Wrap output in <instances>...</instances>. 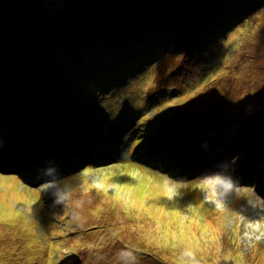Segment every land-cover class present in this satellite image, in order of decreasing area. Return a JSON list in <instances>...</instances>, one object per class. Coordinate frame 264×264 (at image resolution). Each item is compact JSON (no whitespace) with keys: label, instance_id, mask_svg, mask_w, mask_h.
Segmentation results:
<instances>
[{"label":"rangeland","instance_id":"1","mask_svg":"<svg viewBox=\"0 0 264 264\" xmlns=\"http://www.w3.org/2000/svg\"><path fill=\"white\" fill-rule=\"evenodd\" d=\"M146 1L0 0V159L19 161L29 179H37L45 160H54L74 190L73 199L84 202L78 220L73 207L53 206L41 185L22 186L18 177L0 174V264H101L109 259L118 264L117 253L125 245L136 246L131 249L149 261L137 259V264H187L181 255L185 249L194 252L199 264H264V213L256 200L263 199L237 186L227 202H212L202 189L196 192L202 178H195L202 171L177 183L132 160L130 150L135 154L138 147L133 148L128 132L140 115L147 118L153 141L180 149L186 145L189 155L194 149L215 158L234 145L231 150L242 152L235 166L246 161L244 148L252 139L260 144L249 152L261 157L264 0H156L144 8ZM11 65L20 68L11 71ZM48 72L53 85L41 86ZM110 78L122 89L115 92ZM84 80L89 81L84 88L72 84ZM144 85L151 91L161 87L165 94L140 113L136 107ZM73 93L85 95L83 102L92 99L74 115L84 127L107 103L118 106L113 135L98 140L99 150L93 137L87 141L79 134L70 115L64 118L76 99L69 101ZM232 101L242 124L228 121L231 115L214 114L208 134L188 131L176 139L175 115L199 116L204 109L211 114V108ZM21 131L36 134L23 139L16 135ZM227 135L221 150L196 145ZM109 138L116 145L104 147ZM96 151L104 162L95 159L94 166L85 164L78 171ZM169 185L175 186L172 198L165 195ZM41 196L40 208L48 217L39 215L35 204ZM251 204L254 212L244 210Z\"/></svg>","mask_w":264,"mask_h":264},{"label":"clouds","instance_id":"2","mask_svg":"<svg viewBox=\"0 0 264 264\" xmlns=\"http://www.w3.org/2000/svg\"><path fill=\"white\" fill-rule=\"evenodd\" d=\"M206 146L205 144L204 147ZM218 168V171L203 174L199 187L212 202H215L217 199L227 202L229 197L236 195L238 178L231 174L228 163H222ZM36 178L38 180L42 179L41 187L44 191L51 194L53 206H71L77 210L74 212V218L81 219L78 210L83 208L84 202L83 200L73 199L74 190L71 185L64 182L60 168L54 160H45L43 167L39 168ZM175 194V186H167L165 195L172 198ZM181 255L187 264H199L194 252L190 249H185ZM117 260L118 264H137L135 251L128 247L119 250Z\"/></svg>","mask_w":264,"mask_h":264},{"label":"bare ground","instance_id":"3","mask_svg":"<svg viewBox=\"0 0 264 264\" xmlns=\"http://www.w3.org/2000/svg\"><path fill=\"white\" fill-rule=\"evenodd\" d=\"M11 15V14H10ZM145 16H147V14H145ZM99 21V20H98ZM140 21V20H139ZM45 40L47 39V37L46 38H44ZM103 47V46H102ZM105 51H107V47L105 48ZM88 60H90V57L88 58ZM119 67H124V66H119ZM121 70V69H120ZM121 77V76H120ZM94 78H96V79H98L96 76H94ZM70 80V79H69ZM99 80H102V78H100ZM119 80V79H118ZM84 84L83 85H78L76 82H74V83H72V84H74L75 86H78V88H84V86L87 84V83H89V81H87V80H84ZM110 82H112V85L114 86V85H116L115 83H116V79H114V78H110ZM125 82H127V78H125ZM104 83H109V82H104ZM28 92V91H27ZM27 92H25V94H27ZM182 107V106H181ZM205 110V109H204ZM204 110L200 113V116L202 117V118H204L206 121H210L211 120V118L209 117L210 116V113H208L207 112V114H205L204 113ZM74 110H71V113L73 112ZM45 154H47L48 155V153H46V152H44ZM12 161V160H11ZM218 161H220V159H215V162H212V163H210L209 164V166H213V167H210L209 169H208V171H213V170H217V169H219L218 168V165L217 164H219L220 162H218ZM217 166V167H216ZM230 170V169H229ZM256 192H257V190H256ZM262 196H264V195H262ZM13 210H15V209H13ZM14 212H16V211H14ZM71 232L72 231H68V233H66V236H70V234H71ZM85 238V237H84ZM84 238H81V239H84ZM68 239H69V237H68ZM162 239H166V237L164 238V237H162ZM166 242H168V245L170 244L169 243V241H166ZM111 247V246H110ZM109 247V249H111ZM129 247L130 248H132V246H130L129 245ZM28 250V252L30 251V249H27ZM114 250L112 249L111 250V252H113ZM136 257H137V254H136ZM208 260H210L209 258H208Z\"/></svg>","mask_w":264,"mask_h":264},{"label":"trees","instance_id":"4","mask_svg":"<svg viewBox=\"0 0 264 264\" xmlns=\"http://www.w3.org/2000/svg\"><path fill=\"white\" fill-rule=\"evenodd\" d=\"M142 1H145V0H142ZM154 1H156V0H147L146 2H145V4H144V8H146V7H149L150 6V4H152ZM173 3L174 2H171V1H168V5L169 6H171V5H173ZM167 6V5H166ZM35 27V26H34ZM12 36H15V37H17V35L16 34H11ZM10 37V36H9ZM37 38V40H39L40 41V44H39V49H40V45H41V40H40V35L39 36H37L36 37ZM15 39V38H14ZM67 46H68V43H67ZM52 47H44L43 49H47L48 50V52L50 51V49H51ZM7 56L9 57V55L7 54ZM45 61H46V65L45 66H43L42 68H41V71L44 73V71L46 70V67H47V61L48 60H46V59H44ZM9 64H8V62H6L5 63V66L7 67ZM17 65L18 66H23V65H20V64H18L17 63ZM18 66H16V65H11V67H10V70L11 71H18V69L20 68V67H18ZM56 66V68L58 67V65H55ZM13 68H15V69H13ZM13 73V72H12ZM15 73V72H14ZM80 97H84V95H81ZM89 100H91V98H89Z\"/></svg>","mask_w":264,"mask_h":264},{"label":"snow or ice","instance_id":"5","mask_svg":"<svg viewBox=\"0 0 264 264\" xmlns=\"http://www.w3.org/2000/svg\"><path fill=\"white\" fill-rule=\"evenodd\" d=\"M143 191H144V190H143V189H141V198H143V195H142V194H143ZM5 210H6V209H5Z\"/></svg>","mask_w":264,"mask_h":264}]
</instances>
